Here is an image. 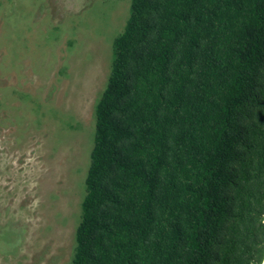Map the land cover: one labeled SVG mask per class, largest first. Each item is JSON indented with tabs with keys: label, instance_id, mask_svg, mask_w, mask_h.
<instances>
[{
	"label": "trees",
	"instance_id": "trees-1",
	"mask_svg": "<svg viewBox=\"0 0 264 264\" xmlns=\"http://www.w3.org/2000/svg\"><path fill=\"white\" fill-rule=\"evenodd\" d=\"M71 264H262L264 0H130L94 104Z\"/></svg>",
	"mask_w": 264,
	"mask_h": 264
},
{
	"label": "rangeland",
	"instance_id": "rangeland-1",
	"mask_svg": "<svg viewBox=\"0 0 264 264\" xmlns=\"http://www.w3.org/2000/svg\"><path fill=\"white\" fill-rule=\"evenodd\" d=\"M130 0H0V264H71L94 104Z\"/></svg>",
	"mask_w": 264,
	"mask_h": 264
},
{
	"label": "bare ground",
	"instance_id": "bare-ground-1",
	"mask_svg": "<svg viewBox=\"0 0 264 264\" xmlns=\"http://www.w3.org/2000/svg\"><path fill=\"white\" fill-rule=\"evenodd\" d=\"M262 264H264V261H263V263Z\"/></svg>",
	"mask_w": 264,
	"mask_h": 264
}]
</instances>
